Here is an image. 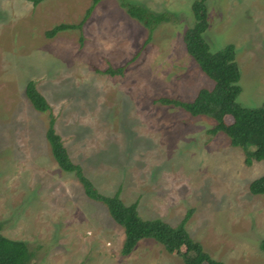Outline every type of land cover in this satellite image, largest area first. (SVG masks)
<instances>
[{"label":"rangeland","instance_id":"obj_1","mask_svg":"<svg viewBox=\"0 0 264 264\" xmlns=\"http://www.w3.org/2000/svg\"><path fill=\"white\" fill-rule=\"evenodd\" d=\"M170 19L152 31L120 0H0V231L27 242L35 264H184L153 238L121 252L124 228L89 198L74 172L53 158L50 114L71 159L104 194L119 191L144 218L186 222L190 235L225 264H264V194L250 182L264 161L245 162L208 115L158 98L190 101L214 81L184 43L193 0H130ZM204 37L213 51L233 43L241 77L237 101L264 102V0H207ZM150 37V38H149ZM149 38V39H148ZM124 65L121 74L108 67ZM33 80L51 108L25 93Z\"/></svg>","mask_w":264,"mask_h":264},{"label":"trees","instance_id":"obj_2","mask_svg":"<svg viewBox=\"0 0 264 264\" xmlns=\"http://www.w3.org/2000/svg\"><path fill=\"white\" fill-rule=\"evenodd\" d=\"M32 1L36 4L42 0ZM99 1L92 0L86 14L78 23L60 22L48 30L46 35L51 37L62 30L81 29ZM206 2L207 0L192 1L194 23L186 29L183 39L186 50L201 70L214 81V86L199 89L194 99L190 101L165 96L158 100L164 104L180 106L191 115L211 116L215 124L209 128V133L217 134L219 131L226 133L233 146L243 149L247 164H251L254 160L264 161V102L261 105L249 107L237 101V96L241 92V86L238 83L241 72L235 59V45L228 43L221 49L215 51L211 49L203 35L209 26ZM120 4L129 15L142 21L150 31L159 23L170 19L167 13H154L135 1L120 0ZM124 68V65L108 67L105 72L121 74ZM25 93L35 109L44 112L51 108L33 80L27 82ZM55 122L56 119L50 114L46 138L53 158L61 169L74 172L85 194L91 199L103 202L111 217L123 226L125 235L121 248L123 255L131 253L139 240L153 238L169 253L180 254L184 264H225L213 258L188 232L186 222L192 209L187 210L182 219L172 225L159 217H142L137 203H125L119 191L113 195L101 193L85 175L82 166L71 159L61 135L56 130ZM249 189L253 194H264V174L253 179ZM260 248L264 252V236L260 241ZM33 256L34 252L26 241L9 238L0 231V264H35Z\"/></svg>","mask_w":264,"mask_h":264}]
</instances>
